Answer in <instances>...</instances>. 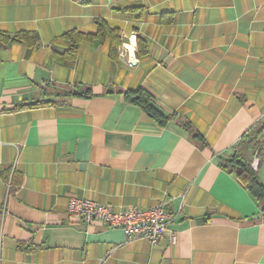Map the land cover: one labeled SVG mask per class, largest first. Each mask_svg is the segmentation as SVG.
Listing matches in <instances>:
<instances>
[{"label":"crops","instance_id":"crops-1","mask_svg":"<svg viewBox=\"0 0 264 264\" xmlns=\"http://www.w3.org/2000/svg\"><path fill=\"white\" fill-rule=\"evenodd\" d=\"M98 19L120 31L115 56L109 35L56 59ZM21 30L38 44L0 45V264H264L262 205L221 165L259 156L264 183V147L245 140L264 126V0H0V32ZM83 85L95 96H58ZM141 86L175 118L126 100ZM42 100L61 103L17 108ZM71 197L173 219L156 245L129 240L72 220Z\"/></svg>","mask_w":264,"mask_h":264},{"label":"trees","instance_id":"trees-1","mask_svg":"<svg viewBox=\"0 0 264 264\" xmlns=\"http://www.w3.org/2000/svg\"><path fill=\"white\" fill-rule=\"evenodd\" d=\"M166 15V14H164ZM164 21L170 22L171 19L164 18ZM98 29L95 33L85 32L80 29H72L64 34L62 38L69 42V47L64 52L56 54V59L59 61H71L77 58L78 48L82 42H91L99 39L101 42L106 40V37L113 35L110 54L115 56L118 53V47L123 43V39L120 37V31L118 28L112 27L106 20L98 19L96 20ZM119 37V40L116 39ZM26 43L28 45H37L39 42V34L35 30H21L16 33L0 32V45H9L11 43ZM127 101L140 106L149 116L162 125H166L170 120L174 119L176 114L167 113L156 103L154 94L147 88L141 86L137 89H127L122 91ZM58 96L63 97H82V98H92L95 96L92 86L83 85L82 88L78 86H73L72 88H65L62 92H58ZM61 102H55L53 100H42L31 104L23 102L18 109L25 107H32L37 105L45 104H58ZM184 127L190 129L195 136L202 138L201 134L196 133L191 129L189 122H184ZM248 144L262 150L264 147V126L254 128L251 133L246 136ZM252 161V160H251ZM251 161H249L241 151H236L235 153L227 156L221 161V165L231 172H235L238 180L241 184L250 192V194L262 205L264 210V183L258 175V171L251 166ZM20 248L32 249V247L26 244H19ZM34 249V248H33Z\"/></svg>","mask_w":264,"mask_h":264},{"label":"built area","instance_id":"built-area-1","mask_svg":"<svg viewBox=\"0 0 264 264\" xmlns=\"http://www.w3.org/2000/svg\"><path fill=\"white\" fill-rule=\"evenodd\" d=\"M136 37L130 35L123 44L121 54L129 56V65L135 60ZM129 47H132L133 50ZM260 157L255 156L251 166L258 170ZM68 214L76 222L93 223L101 221L113 228H121L129 240L147 239L156 245L166 233L173 216L165 209L163 203L140 208L128 206L114 209L111 205L89 198L71 197L68 202Z\"/></svg>","mask_w":264,"mask_h":264},{"label":"bare ground","instance_id":"bare-ground-1","mask_svg":"<svg viewBox=\"0 0 264 264\" xmlns=\"http://www.w3.org/2000/svg\"><path fill=\"white\" fill-rule=\"evenodd\" d=\"M131 48V47H130ZM132 49V48H131Z\"/></svg>","mask_w":264,"mask_h":264}]
</instances>
